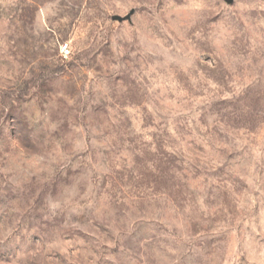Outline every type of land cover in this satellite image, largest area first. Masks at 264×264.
Segmentation results:
<instances>
[{"label": "rangeland", "instance_id": "rangeland-1", "mask_svg": "<svg viewBox=\"0 0 264 264\" xmlns=\"http://www.w3.org/2000/svg\"><path fill=\"white\" fill-rule=\"evenodd\" d=\"M0 264H264V0H0Z\"/></svg>", "mask_w": 264, "mask_h": 264}, {"label": "built area", "instance_id": "built-area-1", "mask_svg": "<svg viewBox=\"0 0 264 264\" xmlns=\"http://www.w3.org/2000/svg\"><path fill=\"white\" fill-rule=\"evenodd\" d=\"M61 54L65 58L69 57V55H70V49H69V45L68 44H64L61 47Z\"/></svg>", "mask_w": 264, "mask_h": 264}]
</instances>
